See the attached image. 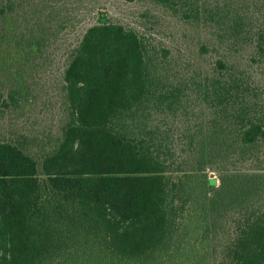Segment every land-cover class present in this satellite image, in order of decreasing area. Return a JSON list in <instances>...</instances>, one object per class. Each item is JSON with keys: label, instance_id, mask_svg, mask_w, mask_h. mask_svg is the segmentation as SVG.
Instances as JSON below:
<instances>
[{"label": "trees", "instance_id": "obj_1", "mask_svg": "<svg viewBox=\"0 0 264 264\" xmlns=\"http://www.w3.org/2000/svg\"><path fill=\"white\" fill-rule=\"evenodd\" d=\"M148 1L221 40L175 56L97 10L52 52V0H0V119L62 63L52 139L0 137V264H264V0Z\"/></svg>", "mask_w": 264, "mask_h": 264}, {"label": "rangeland", "instance_id": "obj_2", "mask_svg": "<svg viewBox=\"0 0 264 264\" xmlns=\"http://www.w3.org/2000/svg\"><path fill=\"white\" fill-rule=\"evenodd\" d=\"M208 4L220 2L225 10L236 9L247 11L253 9L259 13L258 5H252L254 0H205ZM257 0H255L256 2ZM54 9L44 26L59 28L55 43H51L48 50L55 51L60 44L73 41L81 27L95 20L97 10L105 12L111 19L126 25L135 26L146 36H152L155 41L170 46L175 56L195 57L198 41L205 38L221 40L216 35L215 22L202 20L186 22L184 19L171 14L148 0L126 2L124 0H52ZM224 23L218 26L222 27ZM225 41V40H224ZM223 43V42H222ZM225 44V43H223ZM182 50V51H181ZM248 51L244 47H236L232 51V58L246 61ZM215 53L210 51L201 57L202 68L209 66ZM61 59L59 55L51 56L39 64L38 71L31 78V103L27 105L25 113L16 116H7L0 119V137L13 136L21 133L34 139L39 146L49 142L57 130L58 109L61 100L59 95ZM13 134H11V133ZM210 173H214L208 171Z\"/></svg>", "mask_w": 264, "mask_h": 264}]
</instances>
